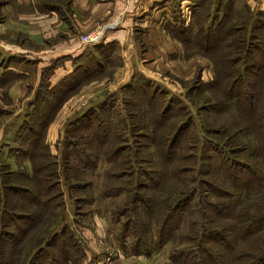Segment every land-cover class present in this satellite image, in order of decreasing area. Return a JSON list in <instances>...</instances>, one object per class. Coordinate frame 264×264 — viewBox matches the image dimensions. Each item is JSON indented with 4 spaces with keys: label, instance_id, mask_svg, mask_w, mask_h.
Returning <instances> with one entry per match:
<instances>
[{
    "label": "trees",
    "instance_id": "1",
    "mask_svg": "<svg viewBox=\"0 0 264 264\" xmlns=\"http://www.w3.org/2000/svg\"><path fill=\"white\" fill-rule=\"evenodd\" d=\"M56 1L49 6L58 9ZM180 1L174 0L176 21L166 29L185 48L214 61V79L206 82L200 72L185 93L195 105V98L202 96L199 109L212 117L196 125L179 98L183 118L178 119L173 114L176 98L141 84L140 104H127L129 86L114 94L139 121L144 116L145 124L112 116L114 102H101L97 111L89 108L68 126L57 155L37 135L19 137L30 144L20 155L30 158L31 170L22 165L3 172L0 181V264H81L85 250L64 224L66 200L59 175L65 171L61 179L78 204L76 214L86 215V207L96 200L94 181L87 179L96 170L95 156L112 163L102 193L124 197L112 218L120 223V234L132 241L130 251L149 255L173 243L170 256L177 264H264V11L247 9L248 15L236 24L238 0H193L186 23ZM117 46L115 41L91 43L81 54L46 66V78L62 61L71 59L74 68L52 88H39L28 102L50 114L37 121L31 113L25 132H39L43 120L56 114L95 70L100 68L98 76L110 74L121 62ZM107 62H116L109 73ZM0 65L5 67L0 81L22 75L11 68L10 58ZM231 109L235 114L227 113L233 115L228 122L213 117ZM151 148L155 151L146 150ZM55 210L59 218L49 223L52 216H47Z\"/></svg>",
    "mask_w": 264,
    "mask_h": 264
},
{
    "label": "rangeland",
    "instance_id": "2",
    "mask_svg": "<svg viewBox=\"0 0 264 264\" xmlns=\"http://www.w3.org/2000/svg\"><path fill=\"white\" fill-rule=\"evenodd\" d=\"M243 2H246L248 6ZM238 3H240L241 11L235 12L234 17L238 20V23L235 22L236 24H239V20H244L248 15L247 9L251 8L252 11H264V0H238ZM6 5L11 6L12 10H25L27 7H39V0H0V19L5 17L2 9ZM194 5L195 3H193L192 6L194 7ZM182 10L187 12L188 17L190 16V13L192 14V10L189 7L184 6ZM173 21H176V19L174 18V15H171L165 17L161 22L160 29H162L161 31L165 35L169 34L166 29V24ZM153 25L154 24H151V27L156 28V25ZM163 28L165 29L164 31ZM152 33L153 35H156L155 38H158L160 34L157 31H152ZM169 35L171 36L169 40L159 39L161 40V42L158 40L160 43L153 38L156 46H152L153 48L151 49H148L146 43H144V45L140 44L139 46H136L134 52H137L138 55L136 54V56H132L128 54L126 56L127 63L125 62L123 54L124 47L117 46V52L121 58V62H107L108 65L105 72L108 71L107 73H109L111 64L116 63V68L114 69L113 67L112 69L114 70L107 75H103L105 73L103 72L101 74L103 76H98L100 68L95 70L89 75L91 80L85 82L81 88L70 95L62 103L56 114L48 119L49 121L43 120L42 124L44 125L40 126L42 129L33 134L25 132L27 127L24 126L25 123V125L30 123V114L32 113L35 115L37 121H39V118L44 119L46 116H49L50 113L44 111L42 108L41 111L34 110L37 106L35 107V104L30 106L28 102L35 98V94L39 88H52L62 77L69 74L74 68L72 60L69 59L66 60L65 63L62 61L61 63L55 64V71L52 75L50 74L49 77L46 78V71L44 68L50 65L56 57H65L63 53L59 56L55 55L51 57L49 63L44 62L45 59H41V55H34L36 61L30 62L25 56L27 53L22 50L31 48L19 46L20 48L18 49H22L18 52L19 57L15 56L16 54L14 51H11L13 48H17V46L11 45L15 42L23 44H30V42H27L26 40L23 41L22 36L17 39L15 38V40L13 37H10L9 40L5 41L0 39V60L5 61L10 58L11 68L22 74L13 75L10 78L0 81V181L3 172L17 171L22 165L31 170L32 162L30 158L20 155L21 152L30 150V144L26 141L20 142L19 137L35 138L33 135H37L40 138L45 139L50 153L57 155L62 150L63 144L61 143V140L66 136L68 126H73V121L89 108H94L97 111L101 102H114L110 110L112 116L122 115L127 117L131 124L134 122L135 124H139V126L145 124L144 116L143 120L141 119V121H139L136 114L129 113L128 109H126V105L121 107L120 103L116 101V95L114 93L120 91L124 86H129L128 89L130 91V99L127 104L132 100H135L138 104L141 103L143 96L142 84L149 86L152 90H161L168 96V98H176L173 105V114H175L178 119L183 118L182 106L179 98L183 99L192 111L194 116L193 123L195 122L196 125L198 123L201 124V122H203L208 116L212 117V115H210L211 113L208 114L199 109L204 99L202 96L195 98V102H197L195 105L192 100L190 101L188 99L185 93L188 90V84L192 82L200 72L204 81L207 82L214 79L216 76L214 61L211 57H208L209 55L203 52H194L192 48H185L180 40L173 38L171 34ZM101 39L102 37L95 42H100ZM166 41L171 42V45L158 47V44L165 45ZM95 42L86 43L91 44ZM8 43L10 44L7 45ZM28 54L31 55V53ZM102 55L105 59L107 54L103 53ZM22 56H25V59H21L23 58ZM142 56H145L144 61H142L143 59L141 60ZM39 60H42L43 62H40ZM142 64L145 67H142ZM4 70L5 67L0 65V76L3 74ZM227 113L235 114L234 110L231 109L230 111L225 112L226 115L223 114V112H214L213 117H217L216 119L218 121L221 120L228 122L233 118V115ZM89 131L90 133L92 132L91 130ZM122 135L126 134L122 132ZM189 138L190 137H188V139ZM84 139H88V136L79 138L80 142L84 141ZM192 140H195V142L198 141L196 137H192ZM150 142L153 143L154 141L150 140ZM146 150L155 151V149L152 148ZM89 152L91 151H88V154ZM102 158V161H98L96 156L93 158V163L95 164V162H97L96 170L91 173L89 172L87 176V179L94 181L96 200L86 207L88 213L84 216L76 214L78 204L70 197L64 181L61 179V177H63L65 180V171L63 173L61 169V174L59 175L61 185L65 191L66 200V221L64 224H68L72 232L82 240L85 250L84 255L80 257V263L177 264V262L170 256L171 251L174 248L173 243H167L162 248L153 250L149 255L142 253L135 254L130 251L132 241L129 237L126 238L120 234L121 225L120 223L115 222L112 218V210L118 204L123 203L124 197H106L102 193L103 184L107 178V171L112 165L109 160H106V157L103 156ZM1 185L2 184L0 183V187ZM15 199V197L12 198L14 203ZM56 215L57 218H59L57 210L48 214L47 217L52 216L49 223H52L57 219ZM124 246L128 249L126 250Z\"/></svg>",
    "mask_w": 264,
    "mask_h": 264
},
{
    "label": "crops",
    "instance_id": "3",
    "mask_svg": "<svg viewBox=\"0 0 264 264\" xmlns=\"http://www.w3.org/2000/svg\"><path fill=\"white\" fill-rule=\"evenodd\" d=\"M49 1L52 0H39L40 7H27L25 10H12L8 5L2 9L5 17L0 19V39L5 41L13 37L15 40L23 35V41L30 44L15 42L11 45L17 48L11 51L17 54L22 46L31 48L22 50L30 62L36 61L34 55H41V59L49 63L51 57L61 53L81 54L89 45L84 36L98 29H105L100 42L115 41L124 47L126 63L128 54L136 56V46L146 43L151 49L156 46L153 38L160 43L159 39L169 40L171 37L161 31L160 25L165 17L174 15V0H57L58 9L49 6ZM193 3V0L180 1V12L186 23L190 21L191 13L188 17L182 9L185 6L192 10ZM152 31L160 33L158 38ZM170 45L171 42L166 41L165 45L158 44V47ZM144 58L142 56L141 60ZM142 67L145 66L142 64Z\"/></svg>",
    "mask_w": 264,
    "mask_h": 264
},
{
    "label": "built area",
    "instance_id": "4",
    "mask_svg": "<svg viewBox=\"0 0 264 264\" xmlns=\"http://www.w3.org/2000/svg\"><path fill=\"white\" fill-rule=\"evenodd\" d=\"M105 29L94 30L84 36L85 42H95L98 41L104 35Z\"/></svg>",
    "mask_w": 264,
    "mask_h": 264
}]
</instances>
